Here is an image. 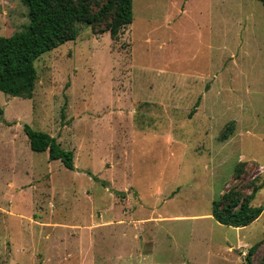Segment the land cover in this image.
Returning <instances> with one entry per match:
<instances>
[{
  "label": "rangeland",
  "instance_id": "1",
  "mask_svg": "<svg viewBox=\"0 0 264 264\" xmlns=\"http://www.w3.org/2000/svg\"><path fill=\"white\" fill-rule=\"evenodd\" d=\"M109 20L35 62L32 99L0 92V264H247L256 244L264 264V211L242 228L212 216L230 190L258 187L264 207V4L133 0L116 39ZM28 22L0 0V36Z\"/></svg>",
  "mask_w": 264,
  "mask_h": 264
},
{
  "label": "trees",
  "instance_id": "2",
  "mask_svg": "<svg viewBox=\"0 0 264 264\" xmlns=\"http://www.w3.org/2000/svg\"><path fill=\"white\" fill-rule=\"evenodd\" d=\"M21 1L28 10V25L11 36H0V92L12 97L33 98L38 79L35 62L47 52L76 40L79 24L96 27L109 18L107 31L116 39L133 23V0H104L97 10L93 8L94 0ZM259 1L264 4V0ZM232 129L228 126L221 138L226 139ZM24 132L33 151L48 152L50 161L59 160L67 169H75L73 152L63 149L56 138L29 125L24 126ZM102 185L107 186V182L102 181ZM259 189L254 187L251 194L244 196L236 190L224 193L212 203L213 218L228 227L249 226L264 211L263 206L252 203ZM258 247L256 244L250 249L247 264H252Z\"/></svg>",
  "mask_w": 264,
  "mask_h": 264
}]
</instances>
